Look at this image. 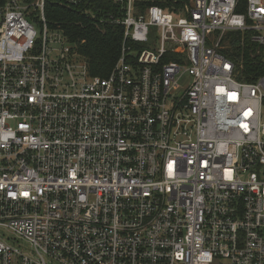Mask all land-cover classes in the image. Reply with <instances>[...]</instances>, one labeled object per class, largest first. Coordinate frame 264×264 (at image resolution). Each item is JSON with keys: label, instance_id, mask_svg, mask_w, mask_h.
<instances>
[{"label": "built area", "instance_id": "obj_1", "mask_svg": "<svg viewBox=\"0 0 264 264\" xmlns=\"http://www.w3.org/2000/svg\"><path fill=\"white\" fill-rule=\"evenodd\" d=\"M48 3L121 27L106 76ZM228 31L264 53V0H6L0 264H264V76Z\"/></svg>", "mask_w": 264, "mask_h": 264}, {"label": "trees", "instance_id": "obj_2", "mask_svg": "<svg viewBox=\"0 0 264 264\" xmlns=\"http://www.w3.org/2000/svg\"><path fill=\"white\" fill-rule=\"evenodd\" d=\"M30 1V0H26ZM6 0H0V7ZM49 26H60L75 40L83 39L79 52L85 57L91 75L106 76L115 63L120 43V26H95L73 8L48 3L45 9ZM226 56L235 66L236 79L254 82L264 76V53L262 47L251 42L246 33L228 31Z\"/></svg>", "mask_w": 264, "mask_h": 264}, {"label": "rangeland", "instance_id": "obj_3", "mask_svg": "<svg viewBox=\"0 0 264 264\" xmlns=\"http://www.w3.org/2000/svg\"><path fill=\"white\" fill-rule=\"evenodd\" d=\"M54 27V26H53ZM150 34H149V39L150 42L155 43L156 39H157V35H156V31L154 27H150ZM82 44V43H81ZM143 47H146V45H142ZM148 47V45H147Z\"/></svg>", "mask_w": 264, "mask_h": 264}]
</instances>
